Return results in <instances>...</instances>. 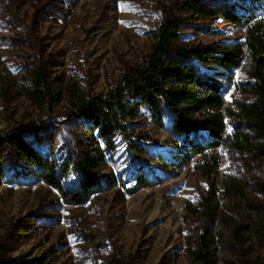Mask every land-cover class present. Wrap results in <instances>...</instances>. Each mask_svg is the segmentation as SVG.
I'll return each mask as SVG.
<instances>
[{
    "label": "rangeland",
    "instance_id": "rangeland-1",
    "mask_svg": "<svg viewBox=\"0 0 264 264\" xmlns=\"http://www.w3.org/2000/svg\"><path fill=\"white\" fill-rule=\"evenodd\" d=\"M185 2L264 14V0H0V93L8 97L0 94V164L33 171L12 143L14 134L53 160L84 149L103 154L101 189L81 204L64 203L38 180L0 183V247L7 256L24 264H187L188 238L209 228L215 264H264V155L220 149L215 170L205 175L197 154L180 159L188 143L205 138L201 130L173 133L137 104L135 116L119 119L121 138L106 143L72 110L71 93L97 95L115 85L148 50L150 32L167 15L179 20L180 42H242V24L197 15ZM36 67L50 88L38 107L24 95ZM233 73L223 94L224 105L236 108L237 100L252 96L236 86L249 80L244 65ZM133 170L149 181L128 190L125 176ZM213 187L219 209L206 219L200 196ZM236 224L243 243L233 237Z\"/></svg>",
    "mask_w": 264,
    "mask_h": 264
},
{
    "label": "trees",
    "instance_id": "trees-1",
    "mask_svg": "<svg viewBox=\"0 0 264 264\" xmlns=\"http://www.w3.org/2000/svg\"><path fill=\"white\" fill-rule=\"evenodd\" d=\"M183 5L197 15H220L226 21L242 24V42H180L176 33L179 20L167 15L150 32L148 50L119 76L115 85L97 95L73 92L71 105L106 143L114 136L121 138L124 128L119 119L135 116L137 104L147 110L151 122L165 125L173 133L203 131L205 138L188 143L180 159L185 161L189 154H197L198 168L210 175L218 164L220 149L264 155V14H229L213 7L187 2ZM239 65H244L249 80L236 86L252 98L237 100V107L232 108L224 105L223 91L232 82L233 68ZM29 83L24 95L38 107L50 96L41 67L31 71ZM0 94L4 100L8 99L6 90ZM225 117L232 123L228 129ZM10 139L21 157L31 161L33 171L22 172L0 164V183L25 184L38 180L71 205L85 202L101 189L97 176V169L103 162L101 151L84 149L73 155L66 152L59 160H53L43 151L28 147L16 134ZM129 173L125 176L131 181L128 190L149 181L138 170ZM230 186L236 193L241 190L234 182ZM200 206L199 213L206 219L217 214L219 204L215 187L200 196ZM261 228L264 230V222ZM241 231L240 225H234L233 237L243 243ZM188 239L184 247L187 264H215L211 229L204 228ZM0 264L24 263L7 256L0 247ZM117 264L126 263L119 261Z\"/></svg>",
    "mask_w": 264,
    "mask_h": 264
}]
</instances>
